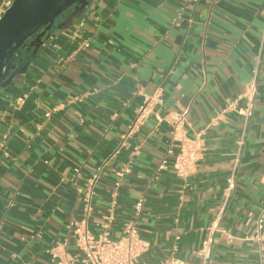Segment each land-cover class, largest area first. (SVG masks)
I'll return each mask as SVG.
<instances>
[{"label":"crops","instance_id":"obj_1","mask_svg":"<svg viewBox=\"0 0 264 264\" xmlns=\"http://www.w3.org/2000/svg\"><path fill=\"white\" fill-rule=\"evenodd\" d=\"M24 55L0 87V264H53L47 250L57 241L69 240L76 253L72 224L83 213L77 186L108 159L90 228L100 231L115 202L110 232L121 237L144 198L138 228L150 250L142 262L175 255L197 264L242 125L236 113L210 121L256 67L255 113L223 222L237 239L218 237L211 264H264V242L248 239L264 211V0H82L38 53ZM158 89L156 111L189 108V136H204V155L187 180L173 169L170 124L154 115L110 159ZM164 158L169 163L160 169Z\"/></svg>","mask_w":264,"mask_h":264},{"label":"built area","instance_id":"obj_2","mask_svg":"<svg viewBox=\"0 0 264 264\" xmlns=\"http://www.w3.org/2000/svg\"><path fill=\"white\" fill-rule=\"evenodd\" d=\"M13 3L14 0H0V21ZM83 46L87 47V43H84ZM259 75V67H256L252 72V77L245 84L243 92L234 99H228L225 106L220 108L210 121L211 126L217 125L224 121L227 114L236 113L242 119V125L235 142V151L223 189L222 201L217 207L211 224L206 228V236L197 251L199 259L197 264H211L213 248L218 237L225 238L228 242L237 239L223 226V222L238 184V174L243 163L259 93ZM162 104V89H158L153 95L146 98L144 104L137 110L134 123L128 128V133L122 137L118 147L110 155V159L117 157L130 135L138 130L150 116L154 115L158 124L165 121L170 124V148L175 149L173 169L177 177L187 180L196 172L204 155L206 147L204 136L203 133H197L193 137L189 136L186 129V126L189 125V108L161 115L156 111V108ZM49 114L47 113V115ZM171 150L169 149V152ZM108 162L109 159L100 165L83 187L77 186V193L83 202V213L82 217L72 224L71 237L76 253L70 251L69 240L57 241L47 250L53 264H148L142 262V257L149 252L150 242L141 236L138 228L139 218L144 209V198L139 199L135 204L134 217L125 224L121 237L112 238L110 232L115 222V202H112L108 213L104 215L100 231L94 232L90 228L96 186L100 182ZM168 163V159L164 158L159 168H166ZM76 172L79 171L76 170ZM127 172L126 167L117 172L118 181L114 185L115 191L121 187ZM263 217L264 211L256 223L254 233L248 237L250 241L264 242ZM156 264H186V262L172 255Z\"/></svg>","mask_w":264,"mask_h":264},{"label":"water","instance_id":"obj_3","mask_svg":"<svg viewBox=\"0 0 264 264\" xmlns=\"http://www.w3.org/2000/svg\"><path fill=\"white\" fill-rule=\"evenodd\" d=\"M82 0H14L0 21V87L51 39L56 23Z\"/></svg>","mask_w":264,"mask_h":264}]
</instances>
